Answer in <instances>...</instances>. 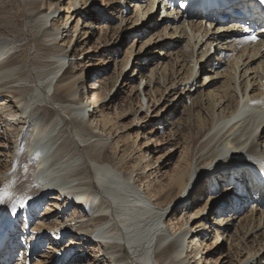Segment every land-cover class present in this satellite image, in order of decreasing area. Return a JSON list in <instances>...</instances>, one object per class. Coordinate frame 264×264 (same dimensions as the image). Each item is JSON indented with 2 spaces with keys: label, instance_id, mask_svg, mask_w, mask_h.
Returning a JSON list of instances; mask_svg holds the SVG:
<instances>
[{
  "label": "bare ground",
  "instance_id": "1",
  "mask_svg": "<svg viewBox=\"0 0 264 264\" xmlns=\"http://www.w3.org/2000/svg\"><path fill=\"white\" fill-rule=\"evenodd\" d=\"M111 1L115 2H102L105 10L100 12L103 17L112 15L119 21L117 26L123 27L127 23L125 15L118 17L112 12L118 8L123 13L125 5H121V0H117V5H108ZM155 1L134 0L136 8L130 31L137 32L133 40L155 29L151 23L142 24L151 19ZM157 1L163 3L159 16L174 12L171 17L162 18L165 26L161 38H172L171 45L183 43L170 59L172 67L178 63L179 69L168 70L167 76L165 65L159 72L156 64L143 77L137 59L144 54L143 60L149 65L155 52H141V47L127 54L117 75H101L96 84L95 78L90 80L89 86L84 85L83 78L94 65L87 61L78 78L71 68L81 61L75 58L73 64L71 59L66 60L70 52L58 41L63 33L66 37L69 31L72 38L77 31L79 18L74 17L71 28L68 25L77 7L91 3L89 8L93 9L94 1L82 0L78 5L77 0H70L62 10L66 13L62 27L55 23L51 27L60 9L58 2L49 1L48 8L43 10L45 0H22L33 18L32 60L49 67L50 77L42 83L46 82L45 87L52 86L50 94L40 84L32 88L13 85L24 60L21 52L27 46L23 43L18 51L10 52L13 42L1 33L15 35L11 22L17 19V10L0 18V97L16 104L6 105L8 109L0 113V237L6 238L3 247L0 246V264L5 262L3 257L9 258L12 248L19 246L11 242L15 233L14 239L25 245L16 257V264H264V187L253 182L248 166L264 168V3L220 0L218 6L212 4L204 14L193 5L197 0ZM146 2L150 10H144L146 5L142 4ZM6 7V3L0 4V10ZM241 11L244 13L238 14ZM88 12L91 13L89 9L78 13L84 16ZM245 17L260 28L249 31L242 24ZM103 22L97 23L94 31L100 35L97 46L106 43L108 50V44L113 43L111 39L116 40L121 32ZM83 23L91 35V22L83 20ZM167 27L172 30L170 33L166 32ZM161 31L154 34L160 37ZM173 39L177 41L173 43ZM116 51L114 48L110 53ZM211 51L213 56L220 57V63L207 64ZM39 53L46 57L45 62H39L42 56ZM184 58L189 59L188 67ZM130 59L136 66V75L127 78L125 70ZM203 69L209 73L204 74L201 83L195 82ZM83 71H87L84 76ZM212 78L221 82L211 89ZM167 80L169 86L160 89ZM179 86V94L168 100L163 98L167 89L177 92ZM123 98H137L140 104L131 125L120 127L115 110L116 101ZM161 98L167 103L149 116ZM174 99L177 100L173 103ZM49 100L58 102V106L42 104ZM175 109L179 114L180 109L187 111L185 123L173 117ZM138 111L144 115L138 116ZM29 116L30 122L23 131L13 127L27 123ZM91 116L95 127L89 123ZM148 119L156 120L157 126L145 132L148 136L142 139L153 149L141 152L135 139L136 148L139 146L136 153L143 164L133 161L129 167L127 163L132 156L127 154L125 140L118 130L129 129L133 124L139 130ZM162 120L168 123L166 134L161 132ZM184 126L185 134L178 138ZM70 128L78 141L69 151L63 149L69 137L63 136L62 140L61 137ZM119 142L122 153L112 155ZM163 145L171 147L154 157ZM178 147L180 156L165 169L169 164L163 163V155L171 150L170 155L173 154ZM80 153L85 154L88 164L77 163ZM227 154L249 161L252 157L253 162L238 164L247 169L220 172L209 180L207 189L203 188L196 180L210 169H218L228 159ZM219 182L222 184L218 185ZM221 186L229 189L231 196L210 214L215 193ZM213 190L216 192L212 193ZM184 194L189 197L183 198ZM70 205L73 212L66 216L63 209ZM177 208L181 209V219L176 218ZM39 214L48 217L37 220ZM211 216L215 217L212 225ZM22 217L24 228L30 220L35 221L26 230L29 239L32 238L28 243L24 235L21 237L24 230L17 228ZM36 239L38 252H32ZM64 241L66 244L61 245ZM215 253L218 256L211 260Z\"/></svg>",
  "mask_w": 264,
  "mask_h": 264
},
{
  "label": "rangeland",
  "instance_id": "2",
  "mask_svg": "<svg viewBox=\"0 0 264 264\" xmlns=\"http://www.w3.org/2000/svg\"><path fill=\"white\" fill-rule=\"evenodd\" d=\"M49 1L51 2V0H45L43 10H46L48 8ZM54 1L58 2L60 9H58L54 21L52 20L51 27L53 26L54 23H55V25H59L62 27V24L64 23L65 16H66V13L65 12L62 13V10L67 7V4L70 0H54ZM77 1L79 2L78 5H81L82 0L81 1L77 0ZM92 1H94L93 3H95V8H93V9L89 8L91 3H89L86 6L81 7V8L77 7L78 11L74 12L72 17L68 21V25H70V28H71L73 26V23H74V22L71 23L73 21L74 17H75V19L79 18V26L77 28V31L75 33H73L72 38H70V32L67 31V36L64 37L65 33H63L62 37L59 38V41H58V45H61L62 48H65L66 50H68L70 52L69 53L70 56H67L66 60L71 59L73 64L75 63V58H77L78 62H79V60L81 61V64L79 66H75V67L73 66L71 68V70H73V72L75 73V75H77L78 78H80V76H81V74H80L81 68L87 66V64H86L87 61H88V63H92L89 65H94V68L92 67V69H88L90 71L88 76L85 77V79L83 78L84 85H86V83H87L90 86V84H91L90 80H94V78H95V84H96L97 78L101 75L107 76V75L112 74V73L114 75H117L120 71V67L122 66V62L126 59L127 54L132 53V52H136L141 47H143L141 52H144V51L145 52H152V51L155 52L154 55H151V57H150L152 60H151V62L148 63L149 65H147L146 62L143 60L144 54L141 53L142 56H139V58L137 59V65L141 66L143 77L147 76L148 70L150 68L153 69L156 64H157L156 69L159 67L158 68L159 72L163 70L162 66L165 65V67H166L165 74L167 76H168L169 71L172 70V68H174V70H175V68L179 69V67L177 66L178 63L176 64V66L174 65L172 67L170 59H172V57L174 56L173 53L175 51H177L178 49H181L183 43L179 44V45H177V44L171 45L172 42H170V40L172 38L170 40L166 39V38H161V36H163V32L161 31V29L165 26V23L162 22V18H167V16L171 17L172 13H174V12H171L170 15L165 16L164 14H162L161 16H159L160 7L163 6L162 2L157 1V0L155 1L154 6L152 8L151 19H148L147 22L145 21L142 23L143 25L146 23H148V24L151 23V24H153V28H155V29H153L151 32L146 31L143 35H140L139 37L136 36L133 40L134 33L137 32L136 30L130 31V29L133 25L132 16H134L135 8H136V6L133 5L134 0H121V5H125L124 7H122V10L124 12L123 13L118 12V8L116 9L117 11L112 12L113 15L115 14L118 17H120L121 15H125V18L127 19V23L123 27L117 26V23H119V21L117 19H114L112 15L111 16L107 15L104 17L102 16L103 14H101L102 12H100V11L105 10L103 3L106 2V0H92ZM2 3H6L7 7H6V10H0V18H2L5 15L10 14V12H15L16 10L18 12L17 19L12 20V22H11V25L16 30L15 35H13L9 32H6V31H1V33L4 34V36H8V38L13 42L12 43L13 48L10 50V52H13L15 50L18 51L22 47L23 43H26V46H27V49L24 48L23 51L21 52L22 53L21 55H22L24 60H23V62L20 63V70H19L20 72L18 73L19 75H17L18 77L16 76L18 80L16 82H14L13 85H15V86L21 85V86H24L26 88H32L36 84H40L41 88L45 91V93L50 94L52 91V86L45 87L46 82L42 83L43 80H46V78L50 77L49 74L47 75V71L49 70V67L48 66L46 67V65L39 64L36 61L32 60L33 56L35 54V47H34V44L32 42V35H31L32 31H30V28L33 24V18L31 17L30 12L25 8L22 0H0V4H2ZM110 4H116L117 5L118 1L117 0H115V2L111 1L108 5H110ZM146 4H147V2L143 3L142 5L144 6ZM100 5H101V7H100ZM147 5L145 6L144 10H150ZM168 5H171V4H168ZM158 6H159V9H158ZM164 8H166V7H164ZM88 9L90 10L91 13L88 12V14H86L84 16L82 15V13H78V12L88 10ZM71 11H72V8L69 12V15H70ZM139 12H140V10H139ZM139 16H141V14H139ZM156 18H158V19H156ZM154 19H156V20L154 21ZM83 20H85V22L86 21L91 22V25L93 26L92 27L93 32L91 35H90V31L87 29V24H84ZM101 20L104 21L103 23L105 25L108 24L109 26L113 27L112 30H115L117 32H121V34H119L117 36L116 40L114 37L111 39L113 41V43L108 44L110 47V49H108V50H105L106 49V43H104V44L101 43L99 46H97V41L100 40L99 39L100 35H98L96 31H94V28L97 25V23H99ZM49 24H50V22H48V25ZM143 25H142V27H143ZM155 26H158V27H155ZM155 31H161L160 37L156 36L154 34ZM171 31L172 30H169V28L167 27L166 32L170 33ZM128 32H129V34H128ZM108 35H109V33H108ZM68 39H70L71 41H69ZM105 39H107V36L105 37ZM155 41H158V42H155ZM176 41H177L176 39H173V43ZM153 42H155V43H153ZM164 42H168V43H164ZM156 43H157V45H156ZM78 44H79V46H78ZM162 44H165V45H163V47H162ZM114 48H117V51L110 53V50H112ZM40 55H42V53H39V56ZM184 59L185 60L187 59L185 61V65H186V67H188L189 59L188 58H184ZM45 61H46V57H43V55L40 56L39 62H45ZM131 61L132 60L130 59V61L128 62V65L126 67V70H125V74H127V78L129 76L135 77V75H136V66L134 67V64L133 65L131 64ZM207 61H208L207 64H217V63H220L219 62L220 57L219 56H213V51H211ZM88 68H91V66H89ZM95 71H97V74L94 73ZM86 72L87 71H83V73H82L83 76ZM60 73H61V71L58 73V75ZM207 73H209V72L203 69L199 75L197 74V80L195 82L201 83L203 80L204 74H207ZM208 75H211V74H208ZM215 80H216L215 78L210 79V81H213V83L210 86L211 89L214 87H217L221 82V79H217L216 81ZM167 82H168V80L165 83H161L160 89H163V86H165V85H166L165 87L169 86V84ZM78 83H79V86H81L80 80H78ZM142 85H144L143 80H142ZM150 85H152V84H150ZM178 89L179 90L177 92H175L176 90L167 89L165 92L166 94H164L163 98L164 99L166 98L168 100L173 95L179 94L181 86H179ZM5 98H6L5 96L0 97V113L4 110L8 109L6 107V105H9L10 103H12V102H9L10 101L9 98L8 99L7 98L5 99ZM176 100L177 99H174L173 103ZM116 102H117V104H116L115 116L117 117V120L119 121V126L120 127L130 126L131 122L133 120V116H134L135 112L138 110L140 101L137 98H133V99H129V100L126 98H123V99H118ZM142 102L144 103L143 100H142ZM166 103L167 102H163L162 98H161L160 102L154 106V108L151 107V103H150L149 107H151L150 109L153 108L154 111H151L148 115L152 116V115L156 114L160 110V108ZM42 104L44 106L52 107L54 105L58 106L59 103L58 102L56 103V101L54 102L52 100H49L47 102H43ZM13 105H16V104H13ZM171 106L172 105H170L169 109L171 108ZM90 109H91V107H90ZM182 109H180V111H181L180 114L177 113V111L175 109L176 112H175V115L173 117H175V118L179 117L180 120L183 123H185L187 121V116H186L187 111H185V109L182 111ZM140 112L141 111H138L137 115L143 116L144 113L140 114ZM89 113H91V112L89 111ZM194 115H196V116L198 115L197 110L195 111ZM120 116H124V117L118 119V117H120ZM17 117H15V118H17ZM29 119H30V116H29V118H27V120H28L27 123H25V124L18 123L17 125H15L13 127L18 129V130L23 128L22 129V131H23L26 128V126L28 125V122H30ZM169 119H170V121L173 120L171 118H169ZM9 120L10 119H8V121ZM89 121H90L89 123L93 127H95L94 126L95 123L92 122V116L89 118ZM155 121L156 120L151 121V119L145 120L142 123V126L139 130H137L138 128L134 124L129 129L122 128L121 130H118V134L121 135V139L125 140L124 146L127 147V151H126L127 154H130L132 156L131 160L128 161L127 166L132 167L133 161H135V163L139 162L140 166H142L141 164H143V161H141L138 157L139 154L136 153L137 148L139 146L136 148L135 143H134L135 139H136V143H138L140 145L141 152H144L147 148H149L151 150L153 149L152 148L153 146L146 145L143 143L144 140L142 139V136H145V138H146L148 136V134L145 132L150 131V129L153 126L154 127L157 126V125H155ZM161 126H163V128L161 129V132L163 134H166L168 131L167 121L162 120ZM164 126H165V128H164ZM186 126L181 128V131L179 132V134H177L178 138H180L181 136H183L185 134L184 132L187 129ZM71 131H73V130L70 128V130L69 131L67 130V132H65L61 137V140L63 139V136H64V138L69 137V139L65 140V143L63 146V149H67L69 151L72 150V148L76 144V141H78V138H75L78 136L73 135L74 133L71 134ZM151 134H152V131H151ZM9 136H10V134H9ZM9 136H7V137H9ZM9 139L11 141L14 140L11 138V136L9 137ZM178 142L180 144L181 140H178ZM121 144H122V142H119V146L115 149V151L112 153V155L114 154L115 156H119L122 153ZM163 147L164 148H162L160 152L153 154V156L154 157L159 156L161 153H163L164 151L169 149L171 146L166 147V145H163ZM180 150H181V147H178L177 151H175L173 154L170 155V153L173 152V150H171V151L166 152L163 155V157H162L163 163L169 164L168 167H165V169L168 170V168H170L172 166L171 164L178 159V157L180 156ZM226 156H227L226 158H228V159L223 160L221 162V164L219 165L218 169H214V168L210 169V171L207 172L208 174H206L202 178H199L198 180H196L199 182V184L202 185L203 188L205 187L207 189L208 184L211 182L209 180L214 179V176L218 175L220 172L232 170V169H247L246 167L245 168L239 167L238 164L239 163L253 162L252 157H249L251 159V161H249L248 159H245V160L240 159V158H238L234 155H230V154L229 155L227 154ZM78 158L79 159H78L77 163H79L80 166H82V164L84 165V164L89 163L87 157H85V154H83V153H80ZM220 184H222V183L219 182L218 185H220ZM225 186H227V185H225ZM225 186H221V188H219L217 190L218 193H215L216 190L212 191V193L217 194V196L214 197L215 201H213L214 205L210 210V214H212L214 207L216 209L219 203H222L223 200L225 202L227 199L230 198L231 192L229 189H224L223 187H225ZM207 191L209 192V190H207ZM188 197L189 196L187 194L183 195V198H188ZM185 201H187V199H185ZM41 208L42 207H40L39 209H41ZM70 208H71V205L66 209L64 208L65 211H67L66 216L70 213L72 214L73 211ZM177 209H179V208H177ZM215 209H214V211H215ZM184 211H186V210H184ZM175 212H177V211H175ZM40 213H42V212H40ZM172 213H174V210ZM217 215L218 214H216L214 216L216 217ZM39 216H41L40 217L41 219L39 218L37 220H41V221L46 220V218L48 217V216L43 217L40 214H39ZM215 217L211 216L212 219L211 218L209 219L210 220L209 223L211 222V225L215 221V219H214ZM176 218L177 219L182 218L181 209H179L178 214L176 215ZM32 223H35V221L32 222V220H30L29 223L24 228L23 217L18 222L19 225L17 228H19V229L22 228V230H24V233L21 234V237L24 235L26 243H28L29 241L30 242L32 241V238H30L31 239L30 240L28 237L29 234H26V230L28 229V227ZM8 228H10V226H8ZM30 228H32V226H30ZM10 230L15 233V231H13V229H10ZM10 230H9V232H10ZM211 234H212V232H211ZM64 235H65V233H64ZM210 237L212 238V236H209V238ZM206 239L207 238H205V242H206ZM64 240H66V238H64ZM19 242H22V241L16 242L19 246L17 248L11 249V254H10L9 258L3 257V260L7 259L9 261V262L5 261L4 264H6V263L7 264H14V263L16 264L17 263L16 257L20 254V251H23L25 248V245L23 243L20 245ZM36 242H37V239L34 241V244L32 247V252L37 251V248L39 245L36 246ZM65 244H66V242L64 241L61 245H65ZM26 255L29 257L30 253L29 254L26 253ZM33 256H36V254H34ZM61 256H62V254H61ZM61 256H59L54 262H56L59 258H61ZM217 256H218V253L217 254L215 253L212 256L211 260L212 259L214 260V258H216Z\"/></svg>",
  "mask_w": 264,
  "mask_h": 264
},
{
  "label": "snow or ice",
  "instance_id": "3",
  "mask_svg": "<svg viewBox=\"0 0 264 264\" xmlns=\"http://www.w3.org/2000/svg\"><path fill=\"white\" fill-rule=\"evenodd\" d=\"M261 2L262 3H264V0H261ZM251 39H253V40H255L256 39V37H251ZM0 203H2V201H0ZM24 205L23 204H21V207H23ZM13 214H15V213H13Z\"/></svg>",
  "mask_w": 264,
  "mask_h": 264
},
{
  "label": "water",
  "instance_id": "4",
  "mask_svg": "<svg viewBox=\"0 0 264 264\" xmlns=\"http://www.w3.org/2000/svg\"><path fill=\"white\" fill-rule=\"evenodd\" d=\"M124 254H125V251H124Z\"/></svg>",
  "mask_w": 264,
  "mask_h": 264
}]
</instances>
